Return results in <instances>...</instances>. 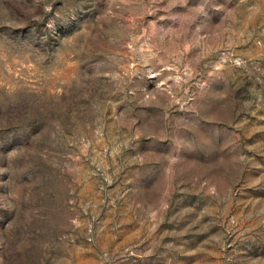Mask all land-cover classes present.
<instances>
[{
    "label": "rangeland",
    "instance_id": "374dc122",
    "mask_svg": "<svg viewBox=\"0 0 264 264\" xmlns=\"http://www.w3.org/2000/svg\"><path fill=\"white\" fill-rule=\"evenodd\" d=\"M0 264H264V0H0Z\"/></svg>",
    "mask_w": 264,
    "mask_h": 264
}]
</instances>
